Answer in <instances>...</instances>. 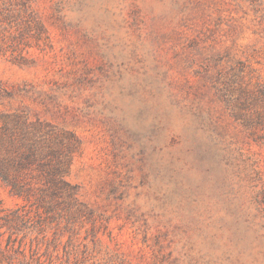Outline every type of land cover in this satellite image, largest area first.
<instances>
[{
  "label": "rangeland",
  "instance_id": "374dc122",
  "mask_svg": "<svg viewBox=\"0 0 264 264\" xmlns=\"http://www.w3.org/2000/svg\"><path fill=\"white\" fill-rule=\"evenodd\" d=\"M255 2L0 0V113L78 138L75 264H264Z\"/></svg>",
  "mask_w": 264,
  "mask_h": 264
},
{
  "label": "trees",
  "instance_id": "16d2710c",
  "mask_svg": "<svg viewBox=\"0 0 264 264\" xmlns=\"http://www.w3.org/2000/svg\"><path fill=\"white\" fill-rule=\"evenodd\" d=\"M255 8L264 19V4ZM39 38L42 31L36 24ZM190 112V109L187 110ZM203 126L199 112H190ZM78 138L49 121L0 113V181L21 199L0 205V264H75L84 204L67 180Z\"/></svg>",
  "mask_w": 264,
  "mask_h": 264
}]
</instances>
